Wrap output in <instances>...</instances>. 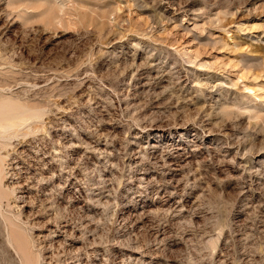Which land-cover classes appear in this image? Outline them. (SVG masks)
<instances>
[{
    "label": "rangeland",
    "instance_id": "374dc122",
    "mask_svg": "<svg viewBox=\"0 0 264 264\" xmlns=\"http://www.w3.org/2000/svg\"><path fill=\"white\" fill-rule=\"evenodd\" d=\"M24 113L0 264H264V0H0Z\"/></svg>",
    "mask_w": 264,
    "mask_h": 264
},
{
    "label": "bare ground",
    "instance_id": "6f19581e",
    "mask_svg": "<svg viewBox=\"0 0 264 264\" xmlns=\"http://www.w3.org/2000/svg\"><path fill=\"white\" fill-rule=\"evenodd\" d=\"M40 114L39 113H24V114H19V115L15 116V117L9 118L8 120H6L2 124H0V135L7 136V135H10V134H14L16 131H18L17 130L18 128H22V127H25V126L26 127L24 129L27 128L26 130L28 131L29 130L28 127H30V126L27 123H31V122L37 121L40 118V116L43 115V114H41V115ZM30 129H31V127H30ZM22 130H23V128H22ZM2 144H3V141H2ZM0 158H1V156H0Z\"/></svg>",
    "mask_w": 264,
    "mask_h": 264
}]
</instances>
